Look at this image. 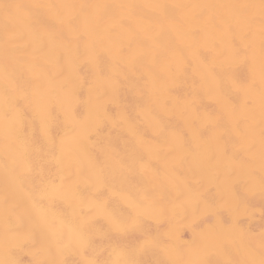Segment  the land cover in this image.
<instances>
[{"label":"bare ground","instance_id":"1","mask_svg":"<svg viewBox=\"0 0 264 264\" xmlns=\"http://www.w3.org/2000/svg\"><path fill=\"white\" fill-rule=\"evenodd\" d=\"M5 2L235 5L258 4L259 0H0ZM194 11L178 9L183 15ZM145 12L151 16L160 10L148 8ZM163 23L167 28V21ZM187 30L166 32L161 46L140 54L134 64H125L119 49L130 47L132 52L141 53L139 46L143 41L129 44L125 38L93 30L91 38L73 45L71 61L58 46L56 61L45 63L23 42L8 45L6 60L5 39L0 29V259L4 258L6 211L19 202L15 214L25 221L26 210L33 211L31 203L16 191L4 172L5 162L11 166L23 161L25 154L34 169V183L54 182L63 197L49 205V222L65 232L66 241L69 239L67 225H91L92 238L98 247L103 246L108 230L105 216L127 218L135 211L142 213L141 231L130 236L129 242L143 234L159 238L171 235L175 245L187 249L194 229L198 232L208 228L199 213L184 202L187 188L209 201L220 198L213 167L200 158L204 152L215 150L216 144L208 139L213 134L205 131L201 138L199 130L207 114L222 110L223 105L216 96L217 87L223 90L228 101L241 108V115L245 97L223 76L219 85L207 78L203 65L206 62L211 66L212 53L205 41L187 39ZM169 46L176 52L168 51ZM89 53L97 57L95 63L88 62ZM6 64L8 79L14 81L9 94L28 97L27 101L19 100L24 121L16 141L6 140L4 131ZM233 75L252 85L249 94L256 102L258 146L260 92L264 80L259 37L251 65L241 64ZM34 91L38 92L36 98L48 106L47 135L42 130L36 105L31 102ZM220 143L230 152L233 137L226 133ZM258 162L257 155V165ZM225 163L220 159L218 166L222 168ZM25 187L37 195L32 184ZM153 204L156 207L150 206ZM161 207L165 210L163 213L159 211ZM261 208L264 201L257 197L243 220L245 228L250 226L259 232L264 223ZM224 215L227 217V213ZM222 239L221 233L212 232L205 243L211 247ZM17 255L22 264H31V254L21 251ZM197 255L186 254L184 258L194 259ZM67 259L71 264L78 257L69 253ZM159 259L163 257L153 252L141 257L142 264H155ZM212 259L224 257L216 255Z\"/></svg>","mask_w":264,"mask_h":264},{"label":"snow or ice","instance_id":"2","mask_svg":"<svg viewBox=\"0 0 264 264\" xmlns=\"http://www.w3.org/2000/svg\"><path fill=\"white\" fill-rule=\"evenodd\" d=\"M159 9L154 15H147L145 9ZM127 9L125 13L123 10ZM178 9H194L191 15H183ZM163 21H167L165 28ZM194 26V27H192ZM187 28L185 35L191 41H205L207 50L212 53L213 62H206V75L219 85L223 76L232 88L244 94L241 108L228 101L222 89L217 87L216 96L222 103L219 113L207 114L205 123L199 130L211 132L208 139L216 144L215 150L201 154L202 162L213 167V174L220 186L218 200H206L201 193L187 188L184 193L185 204L199 213L200 220L208 228L196 231L187 249L175 245L173 237L164 238L143 234L129 242V237L141 231L142 213L127 218L106 215L108 230L104 234L105 244L98 247L92 238L91 225H67L69 239L65 232L49 222V205L62 195L54 182L36 185L33 180L34 169L30 160L14 162L11 166L5 162L4 172L17 192L23 193V199L31 203L32 210H26L27 221L17 217L15 207L6 211L4 216V258L0 264H22L18 252L25 251L33 256L31 264H69L67 254L78 257L71 264H142L141 257L148 252L163 257L155 264H264V223L259 232L249 226H243L247 211L257 197L264 201V80L260 92L259 145L255 139L256 102L249 94L252 87L249 81L236 79L235 68L241 64L251 65L253 49L259 37L261 60L264 62V0L258 4L245 3L235 5H125V4H64V3H0V29L5 39V57L9 56L8 45L26 43L45 63L55 62V50L63 48L65 56L71 61L73 45L82 39L91 38L93 30H102L108 36H117L133 41H143L139 46L141 53H134L129 47L119 49V55L125 64H134L140 54L161 46V40L168 31H180ZM99 36V33H97ZM168 51L176 52L169 46ZM89 63H95L97 57L89 53ZM5 94L3 120L6 140L19 139L24 113L19 100L28 97L9 94L14 81L8 79L5 69ZM33 93L36 111L41 118L45 135L48 133V106L37 99ZM233 137L231 151L225 149L220 141L225 134ZM76 131V135H79ZM87 137L84 140L87 141ZM258 155V165H257ZM223 159L224 167L218 162ZM174 171V169H173ZM102 179V178H101ZM32 184L37 195L25 185ZM147 199V198H146ZM7 200V197H6ZM156 207V205H150ZM140 207H143L141 205ZM161 213L165 210L161 207ZM224 213H227L225 217ZM264 221V208L260 211ZM64 222L61 220V224ZM212 232L224 236L215 246L205 241ZM197 253V258L185 259ZM221 255L223 260H213Z\"/></svg>","mask_w":264,"mask_h":264}]
</instances>
